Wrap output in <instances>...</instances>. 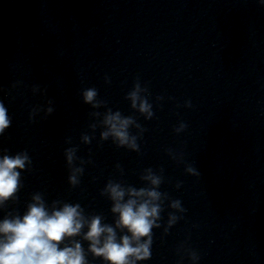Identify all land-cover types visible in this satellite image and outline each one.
I'll use <instances>...</instances> for the list:
<instances>
[{
	"label": "clouds",
	"instance_id": "clouds-1",
	"mask_svg": "<svg viewBox=\"0 0 264 264\" xmlns=\"http://www.w3.org/2000/svg\"><path fill=\"white\" fill-rule=\"evenodd\" d=\"M260 3L264 6V0ZM105 83H111L107 76ZM20 84L16 81L11 87L17 88ZM31 91L34 95L45 94L47 88L35 84ZM150 95L148 87L142 86L137 77L125 96L130 108L146 121L152 120L155 115ZM80 96L82 102L93 110L89 113L92 118L89 131L80 135L81 144H91L97 129H100V144L111 140L117 148L140 153L139 140L147 129L135 116L113 111L108 102L99 97L95 87L82 89ZM162 99V96L156 97L157 102ZM184 106L192 107L191 101H186ZM54 112V101L49 99L46 106L36 105L31 109L29 121L36 122L37 117L47 119ZM11 126L8 107L0 100V137H4ZM186 128L187 124L180 122L174 131L180 134ZM132 129L136 130L135 133ZM65 143L72 145L64 150L67 181L70 188L76 189L81 184L85 165L91 164L92 160L77 155L79 145H73L70 136ZM167 152L172 160L184 162L182 153L172 149ZM116 169L123 175L120 164L116 165ZM184 170L188 175L201 176L194 163H186ZM32 171L33 160L27 149L10 154L9 149L0 146V212H3L0 218V264H90L89 256L101 260L102 264H140L152 258L154 229L162 227V213L166 207L172 211L168 212L167 222L163 225L165 234L186 212L181 200L172 199L168 192L161 191L165 180L164 169L155 171L149 167L140 174L141 187L109 178L100 190V195L111 203L112 223L106 222L103 213H87L79 202L63 199L49 202L39 191L31 194L21 214L11 206L20 200L19 194L24 188L23 173ZM180 186L178 182L176 187ZM84 242H87V248ZM177 253L181 259L187 255L192 264L199 260L197 252L184 245L179 246Z\"/></svg>",
	"mask_w": 264,
	"mask_h": 264
}]
</instances>
